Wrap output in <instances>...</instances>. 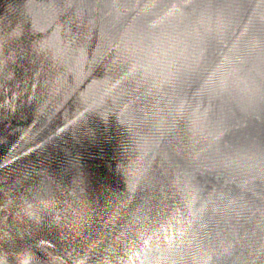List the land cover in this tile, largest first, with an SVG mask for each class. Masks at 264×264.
<instances>
[{"label": "water", "instance_id": "water-1", "mask_svg": "<svg viewBox=\"0 0 264 264\" xmlns=\"http://www.w3.org/2000/svg\"><path fill=\"white\" fill-rule=\"evenodd\" d=\"M0 264H264V0H0Z\"/></svg>", "mask_w": 264, "mask_h": 264}]
</instances>
